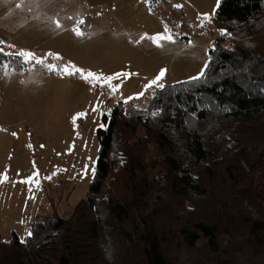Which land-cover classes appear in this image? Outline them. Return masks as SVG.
Masks as SVG:
<instances>
[{"label": "trees", "instance_id": "trees-1", "mask_svg": "<svg viewBox=\"0 0 264 264\" xmlns=\"http://www.w3.org/2000/svg\"><path fill=\"white\" fill-rule=\"evenodd\" d=\"M215 17L239 27L215 38L204 75L104 113L86 196L25 241L0 230V264H264V0H221Z\"/></svg>", "mask_w": 264, "mask_h": 264}, {"label": "rangeland", "instance_id": "rangeland-1", "mask_svg": "<svg viewBox=\"0 0 264 264\" xmlns=\"http://www.w3.org/2000/svg\"><path fill=\"white\" fill-rule=\"evenodd\" d=\"M220 2L0 0L4 52L30 51L46 64L72 63L104 76L129 74L111 81L115 92L110 88L104 93L102 81L98 86L79 74L49 71L34 60L25 63L26 69H5L7 62L0 63V179L7 176L0 183L4 240L16 232L25 241L41 220L37 216L57 210L67 217L86 196L95 177L92 169L100 151L96 131L104 113L119 101L127 112L146 108L160 88L148 85L162 69L167 71L158 83L164 86L204 72L215 38L227 25L239 27L237 21H217ZM166 27L172 40L157 45L150 37L165 34ZM76 28L83 35H76ZM79 113L84 115L73 123ZM144 138L140 127L130 143ZM154 148L148 157L158 155ZM34 175L32 183L22 182ZM209 241L202 236V243Z\"/></svg>", "mask_w": 264, "mask_h": 264}, {"label": "snow or ice", "instance_id": "snow-or-ice-1", "mask_svg": "<svg viewBox=\"0 0 264 264\" xmlns=\"http://www.w3.org/2000/svg\"><path fill=\"white\" fill-rule=\"evenodd\" d=\"M20 6H21L20 4L17 5V7H20ZM176 7H180V5H176ZM205 19H207V17H205ZM80 23L82 24L83 20H81ZM56 26L58 28L60 27V24L58 21L56 22ZM75 32H76V35H78V36L83 35V33L79 30V28H76ZM164 32H165V34H158L156 36L150 37V39H152L155 43H157V45H159V42L161 40H172V36L167 34L170 32V29H168L166 27ZM143 38L144 37H142L141 39H143ZM0 53H3L4 55H12L15 57H22L24 63H29V62L34 60L37 64L44 65L47 68V70H49V71H60L64 75L71 76V75L79 74L82 79L89 81V82H92V83H100L102 81L104 84L108 85L112 89L113 92L116 91V87L111 84V81L119 78L122 75L123 76L129 75L128 73L125 72V73H116V74L111 75V76H104L103 74H98V73H95L92 71H86L82 68L77 67L76 65H74L72 63L65 64V65H63V67H58L55 64H51V63L46 64L44 58L37 57L34 53H32L30 51H18L15 53H6V52H4L3 48H0ZM49 55H54V54L49 53ZM55 59L59 60V59H61V57L59 55H55ZM3 67L5 69H7L9 67V65L4 64ZM166 71H167L166 69H162L159 72V74L156 76V78L151 81V83L148 85V87H151L152 85H157L158 87L163 88L164 85L160 84L158 82L164 77ZM203 75H204V73L202 71L199 76L193 77L192 79H194V80L200 79ZM139 95H143V93H140ZM83 115H84V113L77 114V117L73 118V123H75V120L78 117L83 116ZM13 135H15V133H13ZM92 172H93V175H95V169H92ZM50 178L51 177H48V179H50ZM34 179H35V175L33 177H29L28 179H26L22 182L23 183H32ZM6 180H7V176L4 175L3 179H0V183H3ZM31 234H32L31 231H29L28 235L30 236Z\"/></svg>", "mask_w": 264, "mask_h": 264}, {"label": "crops", "instance_id": "crops-1", "mask_svg": "<svg viewBox=\"0 0 264 264\" xmlns=\"http://www.w3.org/2000/svg\"><path fill=\"white\" fill-rule=\"evenodd\" d=\"M27 13H29V11H27ZM24 134H25V133H24ZM44 216H46V215H42L41 217H40V216H37L36 218L42 220V218H43Z\"/></svg>", "mask_w": 264, "mask_h": 264}]
</instances>
